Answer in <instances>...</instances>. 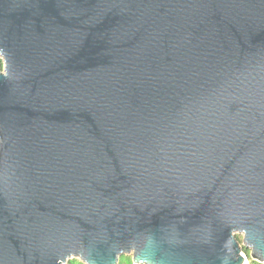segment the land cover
Returning <instances> with one entry per match:
<instances>
[{
    "label": "water",
    "instance_id": "1",
    "mask_svg": "<svg viewBox=\"0 0 264 264\" xmlns=\"http://www.w3.org/2000/svg\"><path fill=\"white\" fill-rule=\"evenodd\" d=\"M0 62V264H264V0H0Z\"/></svg>",
    "mask_w": 264,
    "mask_h": 264
},
{
    "label": "rangeland",
    "instance_id": "2",
    "mask_svg": "<svg viewBox=\"0 0 264 264\" xmlns=\"http://www.w3.org/2000/svg\"><path fill=\"white\" fill-rule=\"evenodd\" d=\"M240 244H241V238H240ZM243 256L246 259L245 264H259L257 261H253L250 258V251L248 250V254L245 252H242ZM70 261L73 262V264H81V262L78 259H71ZM83 264V263H82ZM120 264H133L131 260V256H125V258L121 259Z\"/></svg>",
    "mask_w": 264,
    "mask_h": 264
},
{
    "label": "trees",
    "instance_id": "3",
    "mask_svg": "<svg viewBox=\"0 0 264 264\" xmlns=\"http://www.w3.org/2000/svg\"><path fill=\"white\" fill-rule=\"evenodd\" d=\"M2 69V63L0 62V70ZM238 242L240 243V237H237ZM242 252L248 254V250L242 248ZM126 255L119 257L118 264H120L121 259L125 258ZM66 264H73L72 261H68ZM82 264V263H81Z\"/></svg>",
    "mask_w": 264,
    "mask_h": 264
}]
</instances>
